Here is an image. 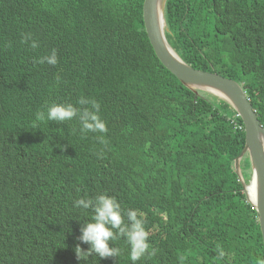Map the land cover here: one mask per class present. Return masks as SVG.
Segmentation results:
<instances>
[{"label": "trees", "instance_id": "1", "mask_svg": "<svg viewBox=\"0 0 264 264\" xmlns=\"http://www.w3.org/2000/svg\"><path fill=\"white\" fill-rule=\"evenodd\" d=\"M144 1L0 0V264H117L76 257L91 210L75 201L99 194L143 216L154 254L136 264L264 260L234 170L244 122L161 62ZM166 16L180 55L244 83L264 125V0H169ZM53 50L55 66L36 62ZM81 96L101 105L107 133L81 134L78 119L34 125L38 111ZM115 246L118 264H132L126 240Z\"/></svg>", "mask_w": 264, "mask_h": 264}, {"label": "clouds", "instance_id": "2", "mask_svg": "<svg viewBox=\"0 0 264 264\" xmlns=\"http://www.w3.org/2000/svg\"><path fill=\"white\" fill-rule=\"evenodd\" d=\"M29 40H31V34H26L22 42L27 43ZM37 46V43L32 40L31 47L36 48ZM36 62L55 66L58 63L57 53L53 50L50 55L40 57ZM56 79L59 81L60 77L57 76ZM100 107L101 105L96 100L84 96L79 97L75 105L72 103H51L47 106L46 111H38L35 114L34 125L49 121L62 123L78 119L81 134L107 133V125L99 115ZM231 121L237 129H241L242 125L237 118ZM243 128L245 129V125ZM242 167L244 169L243 164ZM239 181L241 182L240 178ZM75 206L84 211L91 210L90 219L83 222L80 228L81 234L77 238L80 244H87L89 247L84 250L80 244H77L75 253L78 260L86 261L89 256L95 254L99 259L109 258L111 261H117V264L120 263L122 261L119 258L121 249L115 246V242L121 238L126 240L129 245V258L132 264H136L146 255L150 257L154 254L149 251V234L139 210L127 209L123 202L121 204L115 196L107 194L78 199L75 201ZM257 264H264V260H258Z\"/></svg>", "mask_w": 264, "mask_h": 264}, {"label": "water", "instance_id": "3", "mask_svg": "<svg viewBox=\"0 0 264 264\" xmlns=\"http://www.w3.org/2000/svg\"><path fill=\"white\" fill-rule=\"evenodd\" d=\"M168 1H144L143 16L150 41L161 62L187 87L196 93L208 92L220 97L242 118L246 143L235 159L234 169L242 182L247 201L256 209L264 240V125L244 83L215 71L193 67L173 47L167 36L171 32L166 16ZM247 159L251 174L248 182L242 167L243 161Z\"/></svg>", "mask_w": 264, "mask_h": 264}, {"label": "bare ground", "instance_id": "4", "mask_svg": "<svg viewBox=\"0 0 264 264\" xmlns=\"http://www.w3.org/2000/svg\"><path fill=\"white\" fill-rule=\"evenodd\" d=\"M180 14H181V13H180ZM180 14H179V15H180ZM151 173H152V172H151Z\"/></svg>", "mask_w": 264, "mask_h": 264}]
</instances>
